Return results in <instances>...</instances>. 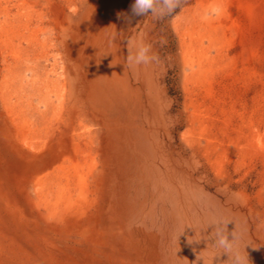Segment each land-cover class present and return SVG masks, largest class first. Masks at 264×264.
I'll list each match as a JSON object with an SVG mask.
<instances>
[{
	"label": "bare ground",
	"instance_id": "bare-ground-1",
	"mask_svg": "<svg viewBox=\"0 0 264 264\" xmlns=\"http://www.w3.org/2000/svg\"><path fill=\"white\" fill-rule=\"evenodd\" d=\"M16 1L5 0L0 7V264H139L121 212L128 181L117 185L119 196L111 192V128L105 110L123 67L113 17L107 14L97 24L99 35L89 50L69 48L76 58L86 54V63L78 61L73 71L64 64L49 69L44 32L31 4ZM190 1L195 6L176 19L178 59L188 71L183 139L204 142L207 164L219 171L249 152L264 160V0ZM54 11L57 26L67 11ZM130 71L115 96L121 105L117 120L126 128L132 124L125 138L134 154L122 151L118 162L128 180L139 166L138 108L145 102L156 112L158 127L166 109L158 103L153 80L139 76L135 66ZM241 139L249 145L241 147ZM163 149L157 143L148 151L163 156L162 166L153 161L155 185L163 166L169 173ZM143 236L152 258L160 255L155 234Z\"/></svg>",
	"mask_w": 264,
	"mask_h": 264
},
{
	"label": "rangeland",
	"instance_id": "rangeland-1",
	"mask_svg": "<svg viewBox=\"0 0 264 264\" xmlns=\"http://www.w3.org/2000/svg\"><path fill=\"white\" fill-rule=\"evenodd\" d=\"M78 1L29 0L31 14L38 20L37 25L39 24L44 32L42 41L48 50L44 62L49 69L64 64L73 71L78 61L86 63V54H80L76 58L68 53L69 48L83 49L84 52L89 50L91 42L99 35L97 24L107 14L113 17L118 57L123 67L121 72L116 74L114 84L110 88L114 96L113 101L109 106L107 104L105 110V121L109 122L107 125L111 128V172L112 177L114 176L111 192L117 196L119 193L116 188L119 182L124 179L128 181L129 187L125 190L127 201L121 212L136 261L139 264H204L203 259L197 261V256L200 255L205 264H212V255L218 254V250L212 247V240L203 238L212 232V228L201 231L199 242L195 239H200L201 227L210 221L223 219L233 222L228 225L229 231L235 228L237 233L242 235L241 250L244 245H248L245 250L249 264H264V160L252 156L249 152L250 156L239 155L232 158L230 162L223 164L222 170L219 171V168L213 169L207 164L204 142L200 146L198 142L191 144L183 139V134L188 128L183 91L184 77L188 71H184L178 59L181 46L176 28L179 20L176 19H181L185 11L194 7L195 3L186 0V4L182 9H177L173 17L163 20H156L151 16L137 17L132 24H126L122 18L118 19V14L127 12L134 0H84L85 4L83 0ZM17 3L13 0V4ZM1 6H6L5 0H0ZM51 8L52 10H49ZM60 8L67 12H64L61 23L56 26L53 23L56 19L54 10L61 11ZM131 43L149 44L153 53L158 56V61L139 66L137 70L139 76L153 80L152 84L158 91V103L166 109H163L165 116L158 127L154 125L156 112L145 102L138 108L134 124L139 127L136 131L138 141L135 146V160L139 166L128 180L124 172L119 170L118 162L122 151L134 154L133 148H129L125 138L129 132L127 128L130 129L132 124L129 123L126 128L124 122L123 126L121 121L117 120L121 105L115 96L118 91L121 92L122 79L130 78L131 71L127 66L126 57ZM98 46L103 49L102 43ZM110 58L111 54L108 53L104 64L108 63ZM117 78L120 80L117 81ZM79 106L83 107L82 104ZM104 133L106 134V131ZM231 137L236 140L238 138L236 135ZM240 142L241 147L249 145L248 140L241 139ZM157 143L164 148L163 155L169 156L166 164L169 176L167 178L168 174L163 166L161 171L164 174L158 175L160 181L155 185L151 181L154 168L156 169L153 161L159 162L163 156L162 153H157V156L153 157L149 150ZM159 165L162 166L160 162ZM140 225L146 232L139 229ZM138 229L140 234L137 233ZM145 233L155 234L160 255H154L152 258L151 252L145 247ZM194 237L190 243L189 240ZM227 259V254H221L213 258V264H224Z\"/></svg>",
	"mask_w": 264,
	"mask_h": 264
},
{
	"label": "clouds",
	"instance_id": "clouds-1",
	"mask_svg": "<svg viewBox=\"0 0 264 264\" xmlns=\"http://www.w3.org/2000/svg\"><path fill=\"white\" fill-rule=\"evenodd\" d=\"M185 4L186 0H134L129 5L127 12L118 14V19L122 18L126 24H132L137 17L151 16L156 20H163L167 17L175 16L176 10L182 9ZM158 59V56L152 51V46L144 43H131L126 57L128 67L148 65L158 61ZM229 223L233 222L223 219L210 221L201 227L200 239H195V236L189 242L191 243L192 239L199 242L201 240V231L211 227L212 232L203 238L212 240V247L218 250V254L214 253L212 255V264L213 258L219 257L221 254H227L228 259L225 262H229V264H249L248 253L245 250L248 245H244L243 250H241L243 237L237 233L235 228L229 231ZM201 259H203L205 264L204 258L198 255L197 261Z\"/></svg>",
	"mask_w": 264,
	"mask_h": 264
}]
</instances>
